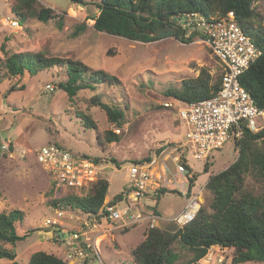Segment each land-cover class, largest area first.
Wrapping results in <instances>:
<instances>
[{
	"label": "rangeland",
	"instance_id": "1",
	"mask_svg": "<svg viewBox=\"0 0 264 264\" xmlns=\"http://www.w3.org/2000/svg\"><path fill=\"white\" fill-rule=\"evenodd\" d=\"M84 1L79 4L72 0H35L30 11L22 7L21 11L28 15L25 22L20 23L21 27L4 26L0 30V64L12 53L34 52L80 60L93 69H103L118 77V82L80 90L71 99L58 86L68 77L65 65L35 73L25 71L23 75H10L5 69L0 71V213L22 210L24 218L16 222V231L26 234L31 230L15 245L1 243L16 250V264H29L31 256L40 250H61L60 255L65 256L69 264H76L74 258L68 257L67 241L56 232H82L86 229L84 224L94 218L92 213L55 204L58 199L52 191L55 190L53 181L35 155L40 146L60 144L77 154H86L101 165L103 169L98 179L74 191L87 194L94 182L106 178L110 187L103 204L114 203L116 194L124 196L129 184L125 167L128 161L156 159L153 180L159 187L146 192L141 203L145 210L152 209L155 214L172 217H162L158 227L163 229L170 225L179 227L173 216L185 208L186 197L198 194L202 188L201 205L207 206L210 194L204 185L208 177L229 166L239 154L238 139L214 151L208 158L196 159L189 154V166L197 179L193 192L188 195L187 191L184 196L178 188L184 186L187 179L182 176L176 182L171 174L166 177L161 164L166 162L173 171L175 165L171 159L167 160V155L170 148L182 140L185 130L178 114L179 100L170 96L168 90L180 87L185 78L198 76L202 68L208 69L216 78L222 73L223 64L197 36L188 42L180 41L174 35L142 42L98 31L94 28L93 17L100 12L97 5L100 0ZM16 3L20 2L0 0V21L20 18L13 11ZM254 6L258 13L256 25L264 24V0H255ZM44 7L51 8L55 15L47 21L33 14ZM61 18L64 24L60 28ZM84 21L87 22L86 30L73 36L74 27ZM95 99L123 110V124L112 123ZM166 102L172 105L167 106ZM81 113L88 115L95 126L87 127ZM256 123L263 125L262 117H257ZM108 130L118 134L119 140H109ZM206 163L208 170H205ZM187 176L189 183L190 175ZM246 187L255 194L263 192L262 184L252 176L247 177ZM162 189H176L181 193H161ZM158 194L160 201L155 210L153 203ZM98 221L102 220L98 218ZM109 221L81 237L88 236L93 243L87 256L88 264H137L131 250L145 239L150 229L148 220L132 228H116L115 222ZM174 248L180 258L173 264H233V248L213 245L207 255L195 263L190 261L192 252L180 242H176ZM0 264L15 263L1 258Z\"/></svg>",
	"mask_w": 264,
	"mask_h": 264
},
{
	"label": "trees",
	"instance_id": "2",
	"mask_svg": "<svg viewBox=\"0 0 264 264\" xmlns=\"http://www.w3.org/2000/svg\"><path fill=\"white\" fill-rule=\"evenodd\" d=\"M13 11L19 15V22H25L28 12L21 11L27 7L30 11L35 0H18ZM84 4V0H72ZM255 0H100V9L94 16V28L110 34L123 36L142 42L155 41L161 31L174 29V36L183 42L191 41L198 36L197 32L188 33L173 19V15L188 11H198L206 16L221 15L234 11L242 28L253 36L263 53L250 65L240 77L242 85L254 98L256 105L264 109V24L256 25L258 13L254 6ZM39 19L47 21L54 17L51 8L34 11ZM61 28L64 24L61 18L58 22ZM87 28V22L77 24L72 32L78 36ZM196 37V38H197ZM65 65L68 72L66 80L60 81L58 86L64 89L73 99L80 90L94 88L104 83L118 82V77L103 70L93 69L80 60L59 56H44L34 52H15L9 55L2 64L0 71L5 69L10 75H23L25 71L35 73L39 70ZM1 81V76H0ZM222 85V73L216 78L210 71L202 68L196 77L185 78L180 87L171 88L168 94L182 102H191L211 97L218 93ZM95 103L103 108L109 120L121 126L125 120V113L120 108L95 99ZM87 127H94V121L81 113ZM109 140H119V135L112 130L106 132ZM236 145L239 150L237 158L223 170L209 176L205 189L210 194L207 206L201 205L196 217L189 223L177 227L168 226L163 229L153 227L146 233V238L133 250L132 256L137 264H173L180 258V253L174 248L180 242L192 252L190 261L195 263L207 255L213 245L233 248V264L246 262H264V127L258 131L245 128L243 136ZM87 156L86 154H83ZM97 160L99 158H96ZM149 159V158H147ZM131 161L143 162L147 160L135 159ZM190 171L188 195L191 193L197 174ZM209 169L208 163L205 170ZM252 176L263 187L261 194H255L247 189V177ZM110 182L100 178L93 183L87 194L73 191L52 190L55 194V204L71 206L87 213L96 214L102 207L108 193ZM161 193L174 190L162 189ZM123 197L116 194L114 202ZM160 201L159 194L154 209ZM156 210V209H155ZM24 212L20 209L3 211L0 213V259L8 258L16 264V250L1 245L3 242L15 245L17 241L25 239L30 233L19 234L16 222L23 221ZM175 222V221H174ZM87 257L82 264H88ZM29 264H69L67 260L55 253L40 250L31 256Z\"/></svg>",
	"mask_w": 264,
	"mask_h": 264
},
{
	"label": "built area",
	"instance_id": "3",
	"mask_svg": "<svg viewBox=\"0 0 264 264\" xmlns=\"http://www.w3.org/2000/svg\"><path fill=\"white\" fill-rule=\"evenodd\" d=\"M173 19L188 33L197 32L223 64L222 85L218 93L191 102L179 100L178 114L185 130L182 140L173 145L167 155V160L171 159L175 168L172 171L166 162L161 163L166 177L171 174L177 182L182 176L187 179L184 181H188L189 154L196 159L208 158L230 141L240 139L245 128L258 131L264 127V124L258 126L256 123L257 117H262L264 121V109L256 105L254 98L240 80L242 74L263 50L253 36L242 28L232 10L210 16L198 11H188L173 15ZM4 26L17 28L21 27V24L18 19L10 17L0 21V30ZM165 104L172 105L169 102ZM35 155L58 191L83 189L88 182L98 179L100 170L103 169L91 157L72 152L60 144L40 146ZM156 162V159L143 162L128 161L125 167L129 184L120 200L107 202L98 213H92L94 218L84 224L86 229L82 232H65L64 235L57 230L58 237L67 241L68 257L74 258L76 264H82L93 247L90 238H81L82 235L101 228L103 222L111 220L115 222L116 228H132L148 220L150 228L158 227L162 219L160 215L155 214L152 209H143L141 203L146 192L159 187L155 186L153 180ZM201 193L203 194L202 189L198 194L186 197L185 208L173 217L178 225L183 226L196 217L201 208ZM98 218L102 221H98Z\"/></svg>",
	"mask_w": 264,
	"mask_h": 264
},
{
	"label": "crops",
	"instance_id": "4",
	"mask_svg": "<svg viewBox=\"0 0 264 264\" xmlns=\"http://www.w3.org/2000/svg\"><path fill=\"white\" fill-rule=\"evenodd\" d=\"M191 173H193V172H191ZM208 179H209V177H208ZM207 182H208V180H207ZM207 182H206V184H207ZM185 184H187V186H185ZM206 184L204 185V189H205V186H206ZM188 187H189V183H188V181L186 182V183H184V186H182L181 188H178L181 192H182V194L185 196L186 195V193H187V191H188ZM194 188V187H193ZM186 189V190H185ZM192 192H193V189H192ZM202 192H203V188H202ZM175 216V215H174ZM173 216V217H174ZM160 217L162 218H166V219H168V218H172V217H170V216H165V215H163V213H162V215H160ZM143 223V222H142ZM142 229L140 230V232H141V234H142ZM63 232V231H62ZM64 235H66V233L64 232ZM146 235V234H145ZM144 236V235H143ZM146 238V237H145ZM55 250V249H54ZM133 250V249H132ZM132 250H131V255H132ZM61 250L60 251H57V250H55V251H52L51 253H55L56 255H58L59 257H61V258H63L64 260H66L64 257L65 256H63V255H60L61 254ZM133 257V256H132ZM134 259V258H133ZM69 262V261H68Z\"/></svg>",
	"mask_w": 264,
	"mask_h": 264
},
{
	"label": "water",
	"instance_id": "5",
	"mask_svg": "<svg viewBox=\"0 0 264 264\" xmlns=\"http://www.w3.org/2000/svg\"><path fill=\"white\" fill-rule=\"evenodd\" d=\"M173 34H174V29H169V30L160 32V36H168V35H173ZM55 228L58 229V227H55Z\"/></svg>",
	"mask_w": 264,
	"mask_h": 264
}]
</instances>
